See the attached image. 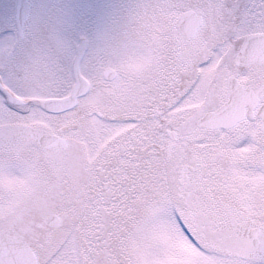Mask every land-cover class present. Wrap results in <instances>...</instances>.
I'll use <instances>...</instances> for the list:
<instances>
[{
    "label": "snow or ice",
    "instance_id": "obj_1",
    "mask_svg": "<svg viewBox=\"0 0 264 264\" xmlns=\"http://www.w3.org/2000/svg\"><path fill=\"white\" fill-rule=\"evenodd\" d=\"M0 264H264V0L14 25Z\"/></svg>",
    "mask_w": 264,
    "mask_h": 264
},
{
    "label": "flooded vegetation",
    "instance_id": "obj_2",
    "mask_svg": "<svg viewBox=\"0 0 264 264\" xmlns=\"http://www.w3.org/2000/svg\"><path fill=\"white\" fill-rule=\"evenodd\" d=\"M16 1L0 0V40L7 37L14 25L17 26L15 16ZM65 2L66 0H22L27 14L26 17L29 15L47 14L53 10L58 11L64 8ZM130 2L131 0H105L107 11Z\"/></svg>",
    "mask_w": 264,
    "mask_h": 264
},
{
    "label": "rangeland",
    "instance_id": "obj_3",
    "mask_svg": "<svg viewBox=\"0 0 264 264\" xmlns=\"http://www.w3.org/2000/svg\"><path fill=\"white\" fill-rule=\"evenodd\" d=\"M79 3H80V1H78L76 3L75 0H69L66 3V8L74 9L76 5H77L76 7L79 8ZM86 8H94V9H98V10L107 11V8L104 6L102 0H87V1H83L81 3V9H86Z\"/></svg>",
    "mask_w": 264,
    "mask_h": 264
}]
</instances>
